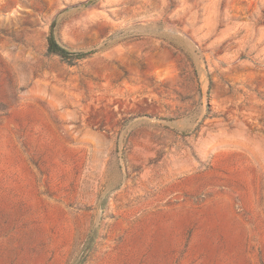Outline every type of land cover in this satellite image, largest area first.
Here are the masks:
<instances>
[{"label":"rangeland","instance_id":"rangeland-1","mask_svg":"<svg viewBox=\"0 0 264 264\" xmlns=\"http://www.w3.org/2000/svg\"><path fill=\"white\" fill-rule=\"evenodd\" d=\"M0 264H264V0H0Z\"/></svg>","mask_w":264,"mask_h":264},{"label":"trees","instance_id":"trees-1","mask_svg":"<svg viewBox=\"0 0 264 264\" xmlns=\"http://www.w3.org/2000/svg\"><path fill=\"white\" fill-rule=\"evenodd\" d=\"M48 50H49V53L55 54V55H59V56H61L64 59H68V58H71V57H78V58H80V57L83 56V55L74 54V53H71V52L67 51L66 49H64L63 47H61L56 42V40L54 39L53 36H51L49 38V41H48Z\"/></svg>","mask_w":264,"mask_h":264}]
</instances>
